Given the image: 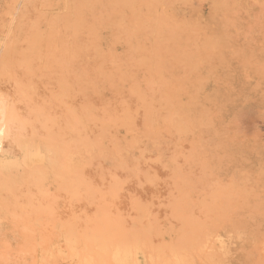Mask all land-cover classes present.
<instances>
[{
  "label": "rangeland",
  "instance_id": "obj_1",
  "mask_svg": "<svg viewBox=\"0 0 264 264\" xmlns=\"http://www.w3.org/2000/svg\"><path fill=\"white\" fill-rule=\"evenodd\" d=\"M0 87L83 183L0 264H264V0H0Z\"/></svg>",
  "mask_w": 264,
  "mask_h": 264
},
{
  "label": "bare ground",
  "instance_id": "obj_2",
  "mask_svg": "<svg viewBox=\"0 0 264 264\" xmlns=\"http://www.w3.org/2000/svg\"><path fill=\"white\" fill-rule=\"evenodd\" d=\"M43 129L39 122L29 121L23 116L12 95L5 88L0 87V202L4 207L24 209L28 206L30 209L25 212L39 218L43 210L49 211L46 217L53 218L50 220L51 225L59 228L58 230H66L69 228L71 214V206L65 201L66 194L71 190L76 195L83 192L81 179L73 173V163H78L79 154L71 143L58 140L43 132ZM54 186H61V190L57 191ZM56 199H62V203L59 204ZM73 233L71 231V234ZM110 256L112 257V254Z\"/></svg>",
  "mask_w": 264,
  "mask_h": 264
}]
</instances>
